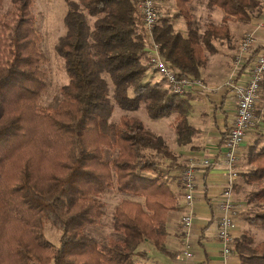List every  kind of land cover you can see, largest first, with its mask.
Masks as SVG:
<instances>
[{
  "label": "trees",
  "instance_id": "1",
  "mask_svg": "<svg viewBox=\"0 0 264 264\" xmlns=\"http://www.w3.org/2000/svg\"><path fill=\"white\" fill-rule=\"evenodd\" d=\"M10 1L12 9L0 12V264H139L134 255L145 254L136 250L143 240L174 256L165 247L166 215L177 207L168 178L184 164L138 118L109 120L115 102L125 110L143 106L151 119L172 115L178 145L189 144L197 131L188 121L193 95L170 92L162 78L145 79L148 37L138 0H65L56 49L67 82L52 110L37 103L46 87V57L34 0ZM155 1L158 10L174 4L172 12L159 11L151 28L160 56L178 76L196 78L207 55L230 38L227 22L249 23L264 10V0H206L223 16L198 31L191 0ZM179 17L185 33L174 27ZM259 85L264 90V71ZM155 154L168 159L167 166ZM242 158L247 168L238 176L255 186L246 200L263 206L264 132L256 133ZM110 186L122 195L111 214L117 236L99 241L84 229L101 222L100 195ZM245 220L264 229V209ZM45 222L58 231L57 245L45 238ZM233 251L239 264H264V238L255 242L249 229L234 238Z\"/></svg>",
  "mask_w": 264,
  "mask_h": 264
},
{
  "label": "crops",
  "instance_id": "2",
  "mask_svg": "<svg viewBox=\"0 0 264 264\" xmlns=\"http://www.w3.org/2000/svg\"><path fill=\"white\" fill-rule=\"evenodd\" d=\"M169 3L172 2L164 3V7H169ZM222 16L223 11L220 9L214 23H221ZM227 23L230 40H225L222 43H218L216 45L217 52L209 55H215L218 54V52H220L219 55H226L228 51L232 50L231 48H233V45L237 42L236 40L242 38L241 35H238V30L240 28L234 27L236 29H233V27H231V23L235 22L230 20ZM242 25L243 27L241 29H253L257 39V44L261 43V41H264V10L259 16L252 18L248 24ZM228 66L229 67H226L225 69L228 72L229 70L232 71L233 69H230L229 64ZM222 69L220 67L214 68L212 64L208 62V59L206 60L204 66L200 69V78L202 79L204 77L205 80L211 79L210 84L208 85L211 88H218L217 91L214 92L215 94L213 93L212 95L210 93V98L214 100L215 103L208 106L207 104L203 103V100H201L200 97L198 98L197 95L192 94L193 98L190 100L192 108L188 115V120L190 119L191 115H197L196 117L198 118L202 117L201 115H210L211 119L208 123H205L202 126L194 125L197 128L195 133L196 142H192L194 143L193 145L190 144V142L189 147L184 148L182 152V155L187 156L188 160L191 161H199L205 156H211L215 159V164L211 165L206 174V167H199L196 169L197 185L193 199L190 202H187L184 199V192L181 183L177 178H172V174L170 172L168 183L171 190L177 196V207L175 209L169 210L166 215L165 228L167 235L165 239V247L175 255L171 257L164 255L155 249L148 240H143L137 244L136 250L144 252L145 254L134 255V260L139 264H239V257L237 254H235L233 249L229 254H223V244L215 236L217 221L220 215L218 204L222 200V190L229 179L232 181V199L237 204H239L241 211L246 207V199H244V196L239 197L235 192V182L238 181V169L234 168L235 176H233L234 178H231L224 164L225 157L222 153L223 148L219 141L223 135V132H225V129L227 128L228 122L233 116L235 107L233 96L230 93L224 92L219 83L218 86L216 82H213L215 81L214 78L216 75L214 77L212 75L215 73L217 74L218 71ZM230 73L232 74V72ZM199 103L204 104V108L206 110H200L198 112L196 108L198 107ZM205 117L207 119V116ZM258 124V128L264 127V122L260 121L259 118ZM253 131L255 130H252L251 128L248 129V132L245 135L246 137H244L245 140H243L237 150L236 159L241 157L246 146L251 143V140L249 142L248 136ZM187 145L188 144L182 146ZM175 156L176 161L180 163L179 157H177L178 155L175 154ZM239 171L240 170H238V172ZM186 214H190L191 216V225L187 230L183 228L181 223V216ZM244 220L245 219L241 217L240 212L237 219V224L233 228L234 238L239 236L244 230L249 229L252 233L254 231L253 228H257L249 226L247 222L245 224ZM179 244H181V246ZM185 251L190 252L191 255L187 256Z\"/></svg>",
  "mask_w": 264,
  "mask_h": 264
},
{
  "label": "rangeland",
  "instance_id": "3",
  "mask_svg": "<svg viewBox=\"0 0 264 264\" xmlns=\"http://www.w3.org/2000/svg\"><path fill=\"white\" fill-rule=\"evenodd\" d=\"M188 5L192 13L193 25L198 31H201L203 29L206 22L208 21L215 22L217 14L220 10L217 7L208 8L206 6V0H191ZM168 6L170 8V11L172 12L174 9L173 4L169 3ZM10 9H12L11 1L4 0L0 12H3V11L7 12ZM164 9L165 7L163 5L162 7L159 8V11L161 14L164 12ZM31 11L36 18V28L41 33L40 48H41L42 53L46 57V60L42 66L43 70L46 73V77H45L46 87L41 92L39 98L37 99V103L43 108L52 110L58 106V103L61 99V94L59 91L60 86H62L63 84L67 82V74H66L65 67H64V60H63V57L57 52V49H56L58 37L64 33L63 16L66 11L65 0H34V3L31 6ZM87 18L89 21H91V18H89V16H87ZM233 22H235V23H231V27H233V29H236V28L241 29L243 27L242 24H248V23H241L238 21H233ZM174 27L176 30L181 31L182 33L186 32L184 21L180 17L174 20ZM240 29L238 30V35H241L242 38L239 40L238 39L236 40L237 42L233 45V48H231L232 50L228 51L226 55H219L220 52H218V54H215V55H207L208 62H210V64H212L214 68L220 67L222 69L223 67V69L219 70L217 74L215 73L212 75L213 77L216 75L214 78L215 81L213 82H216L217 85L218 83L219 85H221L224 81L229 79L230 74H231L230 72L232 71L229 70L228 72L225 68L229 67L228 66L229 64L230 69H233L231 67H234L235 54L237 53L239 46L243 38L245 37V35L247 33H252L255 36L253 29H249V30L248 29L245 30L244 28L241 30ZM145 79L154 81V80H160L161 77L158 75V73L155 70L149 68ZM202 81L207 85V87L210 88V90L208 92L197 90L196 92L190 93V94L197 95V97L198 98L200 97V99L203 100V103L207 104L208 106L213 105L215 101L210 98V93L213 95V93L217 91L218 88L217 87L211 88L208 85L210 84L211 79L205 80V78L203 77ZM109 86L110 88H112L111 84H109ZM163 86H166L165 82H163ZM258 96H259L258 97L259 100H258V104L256 105V109H255V119L253 121V124L250 127L252 130H255V131L251 132V134L248 136L249 142L250 140L252 142L257 132H264V127L258 128L259 126L258 118L260 121H262V119L264 118V90L263 89H259ZM200 104L202 103H199L196 110L198 112L200 110L201 111L206 110L204 108V104L202 105ZM194 114H197V113H194ZM122 115H127V116L138 118L139 120L143 122L145 126L149 127L151 130L159 134L162 137L163 141L168 145L169 149L174 154L178 155L177 157H179V160H180L179 164L183 163L184 166H186V164H188L191 161V160H188L187 156L182 155V152H183V149L188 148L190 144L193 145L194 143L192 142H196V137H195L196 134L193 135L191 139V143L188 144L187 146L176 144L174 140L175 133L173 131V126H172L174 118L172 115L168 117L159 118V119H151L147 117L143 106H140L136 110H125V109L119 108L115 104V102H113V110H112L109 120L113 122H117L120 116ZM196 116L197 115H191L190 119L188 120L193 125L202 126L205 123H208L209 120L211 119L210 115H201L202 117L200 118ZM205 116H207V119ZM224 133L225 132H223V135ZM154 157L160 162L162 166H167V164L169 163L168 159H165L161 157L160 155L155 154ZM234 168L238 170H244L245 168H247V165L244 164L243 162L242 155L241 157H239V159H236V164ZM181 169L182 168L171 171L172 178L178 179V174ZM238 170H237V176H238ZM237 180L238 181L235 182V185H236L235 192L237 193L239 197L244 196V199L246 198L248 199L247 197L248 194L250 193L252 189L255 188L254 184H247L245 182H242L241 179H239V176L237 177ZM100 197L105 205V211L101 217V222L97 225L86 226L84 229L86 233H88L93 238L99 241L106 240V239H109L110 237L117 236V234H115L112 231L111 214H112V211L115 205L119 202L122 195L117 193L114 190L113 186H110L106 191H104L100 195ZM262 209H264V206H260L256 202H250V201L247 202L246 200V207L243 208L242 211L240 210L241 217L245 219L247 215H251L254 212L260 211ZM244 222L246 224L245 220ZM253 230L254 231L251 234L253 235L255 242L264 238V229L253 228ZM43 234L45 238L49 240L51 243L55 245L58 244V231L49 222L44 223ZM179 245L181 246V244Z\"/></svg>",
  "mask_w": 264,
  "mask_h": 264
},
{
  "label": "built area",
  "instance_id": "4",
  "mask_svg": "<svg viewBox=\"0 0 264 264\" xmlns=\"http://www.w3.org/2000/svg\"><path fill=\"white\" fill-rule=\"evenodd\" d=\"M141 10L143 26L148 37L145 46L147 65L155 70L164 80L170 92L178 94L194 93L197 90L208 92L209 87L200 77L178 76L177 71L169 65L159 54L158 45L152 40L151 28L160 15L155 0H138ZM264 71V41L257 44V39L252 33H247L235 54L234 67L229 79L221 84L224 92L230 93L235 101L233 116L228 122L225 133L220 138L222 153L225 157V167L231 178L235 176L237 150L244 140L248 129L255 119V109L260 89L259 82ZM215 164V159L205 156L199 161H191L184 166L178 174L181 182L184 199L190 202L197 185L196 169L205 168ZM232 181L229 179L222 190V200L218 204L219 218L215 236L222 242L223 254H229L233 249V228L241 207L231 197ZM181 223L185 230L191 225L190 214L181 216ZM187 256L191 253L185 251Z\"/></svg>",
  "mask_w": 264,
  "mask_h": 264
}]
</instances>
